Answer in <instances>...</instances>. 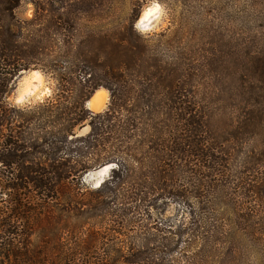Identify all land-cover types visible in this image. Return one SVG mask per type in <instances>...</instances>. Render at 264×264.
<instances>
[{"label":"trees","instance_id":"obj_1","mask_svg":"<svg viewBox=\"0 0 264 264\" xmlns=\"http://www.w3.org/2000/svg\"><path fill=\"white\" fill-rule=\"evenodd\" d=\"M23 1L0 0V194L8 198H0L7 204L0 206V264H168V247L150 246L155 240L145 239L132 253L119 240L126 236L123 217L162 197L183 203L191 216L190 200L199 201L204 213L180 225L176 236L189 233L211 250L234 244L220 237L217 201L253 212L242 220L262 226L264 209L248 206L264 200V178L239 177L228 168L235 161L247 174L264 167L263 60L250 61L249 81L236 92L243 107L228 122L227 114L189 107L192 68L154 53L132 25L16 22ZM32 65L57 73L55 101L8 107V85ZM100 87L110 91V104L93 113L84 104ZM220 122L225 134L217 136ZM85 126L91 131L76 137ZM114 160L119 167L100 189L83 187L87 171Z\"/></svg>","mask_w":264,"mask_h":264},{"label":"rangeland","instance_id":"obj_2","mask_svg":"<svg viewBox=\"0 0 264 264\" xmlns=\"http://www.w3.org/2000/svg\"><path fill=\"white\" fill-rule=\"evenodd\" d=\"M164 2L169 9L168 21L158 33L146 40L154 53L173 66L192 68L189 73L196 81H190V87L187 88L189 107H198V110L203 109L209 114L214 110L215 116L219 117L227 114L224 120L235 122L244 100V97L237 96V88L243 81H249V68L252 64L253 70L254 60L256 63L264 61V0ZM28 3L35 7L31 19L26 17ZM144 3L145 0H25L15 11V16L16 22H81L83 26L94 24L111 30L116 27L129 28L138 19ZM4 22L11 21L6 18ZM259 108H263L264 116V102ZM222 128L226 129L220 122L214 133L217 136L224 135ZM254 146L255 144L250 143L249 151ZM240 164V161H235L233 166H229L230 174L240 177L245 173L251 180L264 178V167H257L254 173L247 174L240 169ZM0 167L4 166L1 164ZM82 184L84 188L93 190L89 184ZM239 187L243 185L239 184ZM1 197V200L8 199L3 194H0ZM158 199L159 202L148 205L145 212L130 213L121 219L124 221L126 236H120L119 240L125 239V246L133 248L131 253L134 249H142L146 240H155L150 246L168 247L165 249L169 253L166 258L168 264H264V236L261 235V232L264 233V223L260 226L261 222H256L258 225L243 221V216H246L245 220L249 218L247 216H251L248 215L249 211L242 213L236 209L234 212L231 205L221 201L214 204L213 211L219 218L218 225L225 232L223 236H219L233 241L237 247L233 254L234 247L231 246L234 244H215V249L211 250L201 239L189 233L182 238L176 236L180 225L189 223L204 213L197 199L189 202L195 211L192 216L186 212L187 207L183 203L175 202L169 197ZM237 201L242 202L243 199L238 198ZM238 202H235L237 207ZM0 206L5 207L7 204L3 202ZM248 207L254 211L263 210L264 200L255 202L254 199ZM205 217L203 214L202 218ZM39 235H35L34 239ZM176 242H179L178 245Z\"/></svg>","mask_w":264,"mask_h":264},{"label":"clouds","instance_id":"obj_3","mask_svg":"<svg viewBox=\"0 0 264 264\" xmlns=\"http://www.w3.org/2000/svg\"><path fill=\"white\" fill-rule=\"evenodd\" d=\"M26 7V17L31 19L35 13V7L32 3H28ZM168 18L169 9L164 0H145L140 15L132 24V28L134 32L147 39L154 33H158L161 27L167 23ZM8 87L11 91L5 94L3 103L8 107L23 110L55 101L59 80L55 71H47L43 65H32L27 69H21ZM110 99V91L100 87L84 104V108L93 113H102ZM90 131L91 127L85 126L82 131H76V137H83ZM118 167L119 164L115 160L104 162L103 166L97 165L92 171H87L82 177V182L89 184L93 190H98L106 180L111 178L113 170Z\"/></svg>","mask_w":264,"mask_h":264},{"label":"water","instance_id":"obj_4","mask_svg":"<svg viewBox=\"0 0 264 264\" xmlns=\"http://www.w3.org/2000/svg\"><path fill=\"white\" fill-rule=\"evenodd\" d=\"M94 94H95V93H94ZM94 94H93V95H94ZM91 98H92V97H91ZM91 98H90V99H91ZM80 130L82 131V130H83V127H82Z\"/></svg>","mask_w":264,"mask_h":264}]
</instances>
